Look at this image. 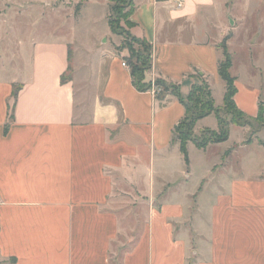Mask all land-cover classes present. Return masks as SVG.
Returning <instances> with one entry per match:
<instances>
[{
    "label": "crops",
    "instance_id": "1",
    "mask_svg": "<svg viewBox=\"0 0 264 264\" xmlns=\"http://www.w3.org/2000/svg\"><path fill=\"white\" fill-rule=\"evenodd\" d=\"M79 2L4 0L0 30L15 51H4L0 68V264H264V170L249 169L254 143L240 139L212 162L211 147L231 135L206 149L190 142L207 162L196 167L188 149L187 165L174 135L184 105L171 92L139 91L110 36L96 48V92L92 81L78 85ZM132 2L127 31L152 47L145 84L160 79L184 99L203 84L213 98L222 45L233 70L231 46L249 19L256 37L244 42L264 48V0ZM257 74L247 85L233 74L236 107L254 121L264 107Z\"/></svg>",
    "mask_w": 264,
    "mask_h": 264
},
{
    "label": "rangeland",
    "instance_id": "2",
    "mask_svg": "<svg viewBox=\"0 0 264 264\" xmlns=\"http://www.w3.org/2000/svg\"><path fill=\"white\" fill-rule=\"evenodd\" d=\"M109 6L94 7V5H87L83 3L80 11L77 12V5L74 7V66L76 67V81L77 84H83L85 82L92 81V94L97 89V74L102 72L101 68V56L96 50L100 42H103L108 36L112 37L114 43L118 42V46L113 44L114 52L117 55L125 56V59L130 58V52L125 47V33L128 29L126 25L127 15L131 12V7L123 8V19L119 23V32L121 35H113L108 23L109 17L112 15L111 8L115 5V1H108ZM240 3L241 0H238ZM256 2V0H253ZM125 18V19H124ZM111 19H115L112 15ZM256 17L252 20H248L247 30L244 31L242 38L236 40L231 46V53L233 54L234 68L232 70L234 75L240 78V83L247 85L252 81H257V72L262 74L260 77H264V48H259L256 45H251L248 42H244L246 36L250 39L251 36L256 37L255 30ZM4 24V0H0V25ZM7 24V23H5ZM4 26V25H3ZM14 27V25L12 26ZM6 28V27H5ZM123 32V33H122ZM135 50H140L138 46H134ZM15 51L13 46H9L4 42V30H0V68H4V51ZM152 55V54H151ZM152 56H151V68H152ZM151 68L147 71H150ZM258 70V71H257ZM254 77V78H252ZM160 79H156L148 84L152 88L158 90V95L163 94L164 87L158 84ZM162 81V80H161ZM264 82V81H263ZM167 84V83H165ZM168 85V84H167ZM170 86V85H169ZM206 87L207 84H203ZM211 86L213 91V99L215 102L216 113H213L211 117H208L200 127L198 122L193 128L192 137L195 140H200L203 136L208 135L210 132H229L231 135L230 142L225 145H215L211 147V154L208 155V161L218 162L219 153L227 152L226 150L238 142L240 139L244 140V144L253 146L249 147V169L264 170V152L258 144H262V141L258 139V136L264 137V122L257 120H251L247 117H242L237 111L226 109L223 103V97L225 93V84L211 79ZM205 125L210 128L200 129ZM258 140V143H257ZM190 143V142H189ZM193 143V142H191ZM264 145V144H263ZM190 153V159L197 167H203V163L207 162V159L202 153L196 149L193 145L188 147ZM231 152V151H230ZM193 165V166H194ZM197 176V175H196ZM159 207V206H157ZM156 207V208H157Z\"/></svg>",
    "mask_w": 264,
    "mask_h": 264
},
{
    "label": "trees",
    "instance_id": "3",
    "mask_svg": "<svg viewBox=\"0 0 264 264\" xmlns=\"http://www.w3.org/2000/svg\"><path fill=\"white\" fill-rule=\"evenodd\" d=\"M87 0H80L77 6V12L80 11L83 3ZM101 1H111V0H101ZM115 5L112 6L111 12L115 16V19H111L112 15L109 17V26L115 35H121L119 32V23L123 19V8L131 7L130 14L127 15L126 25L128 28L132 26L130 22L131 15L133 14L134 7L132 0H113ZM125 19V18H124ZM123 33V32H122ZM125 34V47H127L130 52V58L125 59L130 66L131 75L133 79L134 86L141 92L151 90L150 84H145V73L151 68V54L152 47L148 44L146 40L137 39L129 33V31L124 32ZM138 46L140 50H135L134 46ZM223 49V59L219 63L218 74L221 80L226 84V93L224 96V107L226 109H231L232 111H237L240 116L246 117L241 113L234 102V97L236 95L237 89L235 86L236 78L232 74V56L228 51L226 41L222 45ZM66 81V78H63ZM158 84L164 87L163 94H156L158 96H164L166 93L171 92L176 96L179 101L184 105L186 109V117L178 124L175 128V139L180 145V152L184 157L185 163L189 165V154H188V143L193 142L198 149H206L210 144H219L226 142L229 138V132H210L208 135L203 136L200 140H195L192 137V131L196 123L213 113L217 112L214 107V100L212 98L211 90L208 86H196L192 89L189 97L187 99L182 98L180 94V88L178 86H169L165 84L164 81L159 80ZM257 121L264 122V107L260 106L259 115L256 119Z\"/></svg>",
    "mask_w": 264,
    "mask_h": 264
},
{
    "label": "built area",
    "instance_id": "4",
    "mask_svg": "<svg viewBox=\"0 0 264 264\" xmlns=\"http://www.w3.org/2000/svg\"><path fill=\"white\" fill-rule=\"evenodd\" d=\"M123 67L130 69V66L126 61L123 62ZM152 90L154 91L155 94H158V90H156L155 88H152Z\"/></svg>",
    "mask_w": 264,
    "mask_h": 264
}]
</instances>
